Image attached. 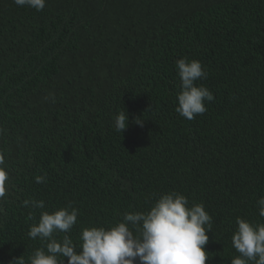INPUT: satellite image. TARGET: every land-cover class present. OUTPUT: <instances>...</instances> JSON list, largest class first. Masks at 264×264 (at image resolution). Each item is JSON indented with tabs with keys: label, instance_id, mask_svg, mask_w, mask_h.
<instances>
[{
	"label": "trees",
	"instance_id": "trees-1",
	"mask_svg": "<svg viewBox=\"0 0 264 264\" xmlns=\"http://www.w3.org/2000/svg\"><path fill=\"white\" fill-rule=\"evenodd\" d=\"M182 57L214 95L192 120L175 111ZM0 157V264L43 246L42 211L78 209L79 246L172 191L212 217L205 264H230L236 218L264 223V0H0Z\"/></svg>",
	"mask_w": 264,
	"mask_h": 264
},
{
	"label": "clouds",
	"instance_id": "clouds-1",
	"mask_svg": "<svg viewBox=\"0 0 264 264\" xmlns=\"http://www.w3.org/2000/svg\"><path fill=\"white\" fill-rule=\"evenodd\" d=\"M19 6L42 11L46 0H13ZM180 80L175 111L192 120L207 111L205 102L214 100L213 93L198 80L207 78L199 60L182 57L175 61ZM126 112L117 113L113 126L117 132L127 127ZM135 123L142 126V121ZM3 158L0 157V165ZM5 171L0 168V197L4 195ZM37 182H42L38 177ZM44 208L43 201H24V205ZM258 214L264 217V197L257 199ZM78 209L66 206L52 212L42 211L28 236L39 238L43 246L25 259L22 255L9 264H205L206 233L212 230V217L202 203L189 206L179 192L161 194L146 212L125 213L123 220L107 228L84 227L79 233V246L67 235L77 223ZM231 243L239 254L230 264H264V223L236 218ZM64 233L62 240L54 234ZM76 249H79L77 251Z\"/></svg>",
	"mask_w": 264,
	"mask_h": 264
}]
</instances>
